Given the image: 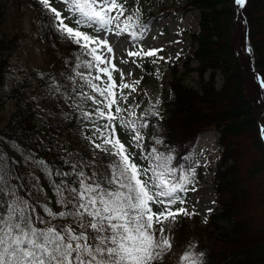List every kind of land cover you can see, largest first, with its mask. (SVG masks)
<instances>
[{"label": "snow or ice", "instance_id": "6c2138e0", "mask_svg": "<svg viewBox=\"0 0 264 264\" xmlns=\"http://www.w3.org/2000/svg\"><path fill=\"white\" fill-rule=\"evenodd\" d=\"M54 2L63 5L62 11L51 0H38L56 33L77 50L66 61L72 65L65 77L68 86L53 77L50 87L76 110L84 126L82 135L94 149L116 159L107 172L97 171L93 162L61 149L65 171L42 158L24 155L14 145L22 159L49 178L55 196L49 203L40 178L20 173L18 161L0 150V264H157L172 247L164 225L194 214L175 206L185 204L183 193L195 190L190 186L196 170L180 163L175 149L159 137L152 147L145 146L153 127L150 118L159 117L160 101L139 113V104L121 106L129 98L124 90L135 92L140 81H125L113 62L114 45L108 37H128L134 49L128 51L130 57L164 59L158 56L163 49H143L150 22L143 19L140 8L129 12L128 0ZM235 2L243 7L246 0ZM247 50L251 52L250 47ZM114 72H120L119 84ZM38 75L44 78L43 73ZM118 128L137 151H130L121 141ZM181 264L202 262L186 252Z\"/></svg>", "mask_w": 264, "mask_h": 264}, {"label": "trees", "instance_id": "16d2710c", "mask_svg": "<svg viewBox=\"0 0 264 264\" xmlns=\"http://www.w3.org/2000/svg\"><path fill=\"white\" fill-rule=\"evenodd\" d=\"M234 3L235 0L187 2V7L197 10L200 15L199 32L191 34L192 56L186 57L183 73L179 68L173 70L170 88L174 97L166 102L163 116L150 118L153 127L148 130L151 135L146 139L150 147L154 138L163 139L166 146L175 149L180 163L195 168L193 152L199 138L211 130L220 134L225 152L215 171L214 186L222 212L220 215L212 214L211 226L198 232L202 264H264V222L260 223L261 215L256 212V209H264V194L257 204H253L248 184V180L257 173L264 174V142L254 110L259 101L264 106V87L251 74L248 75L251 64L247 50L251 48L253 67L264 81V0H246L243 7L236 6L235 10ZM17 4L21 7L27 4L36 9L33 25L34 29L42 25L46 30L42 38L45 55L51 60V65L55 62L64 72V77L70 75L72 65L66 61L73 59L76 47L68 41L62 47L60 36L51 26L49 14L40 7L38 0H21ZM4 7L0 5V34L6 22ZM156 18L152 17V20ZM235 18L238 28L234 35ZM18 41L17 34L0 35V113L15 99L14 109L5 124L0 117V150L18 161L20 173L38 176L49 203H53L54 189L49 178L22 159L21 152L14 145H18L24 155L42 157L52 167L65 171L68 169L63 163L61 149L79 154L85 161L88 158L78 149L79 145L70 138L66 129L59 122L41 116L36 103L25 99L19 89L4 95L11 74L10 56ZM192 73L197 74L199 89L184 82V78ZM144 74L147 78L152 77L147 66ZM218 76L223 77L221 88L216 86ZM247 135L258 151V162L240 174L232 149L236 139ZM157 147L164 150L162 146ZM195 170L199 176L200 169ZM52 179L58 180L59 177ZM28 182L31 183L30 179ZM53 206L60 210L58 205ZM262 217L264 219V212ZM219 220H224L226 225L220 226Z\"/></svg>", "mask_w": 264, "mask_h": 264}, {"label": "rangeland", "instance_id": "374dc122", "mask_svg": "<svg viewBox=\"0 0 264 264\" xmlns=\"http://www.w3.org/2000/svg\"><path fill=\"white\" fill-rule=\"evenodd\" d=\"M18 1L21 0H0V5L6 8V22L2 27L1 34L6 36L17 34L19 36L17 47L10 56L11 74L4 95H10L13 90L19 89L25 99L36 103L41 116L59 122L66 129L67 134L76 141L79 145L78 149L87 156L88 161L98 166L97 171L107 172L108 165L116 158L99 149H94L92 143L82 135L84 126L77 119L76 110L66 105L63 99L50 87L53 77L64 87L68 86V81L64 77V72L54 64L55 62L51 65V60L45 55L46 49L42 38L46 35V30L42 25L39 29H34L33 25V18L35 15L37 16L36 9L27 4H23L21 7L17 4ZM188 1L128 0L129 12L140 8L143 10V18L152 20L153 16L161 14V17L150 23L151 30L143 39L142 46L145 51L163 49L158 53V56L164 59L148 56L130 57L127 53L134 49L128 42V37L115 35L108 37L114 45L113 62L123 72L125 81L130 84L137 80L140 81L135 92L130 89L124 90V94L129 98L127 104L121 102L122 107H134L139 104L140 108L136 109L139 113L159 99L160 103L157 106L159 116H163L166 102L171 101L174 97L170 88V83L173 81V70L179 68L180 73L184 72L185 57L191 56L193 49L190 34L199 30V12L187 7ZM51 2L54 7L62 11L63 5L55 4L54 0ZM40 7L42 8V6ZM66 14L62 12V15ZM234 26L233 28L236 30L238 27L236 24ZM60 43L62 47L68 44L66 40L61 39ZM251 54L248 51L249 62L252 63ZM153 60L156 62L153 63ZM146 66L150 68L152 77L147 78V75L144 74ZM81 71L84 70L81 69ZM38 73H43L44 78H41ZM250 74L255 77L256 71L252 69L248 72V75ZM113 75L119 84L120 72H114ZM184 82L189 87L199 89L196 73L187 75ZM223 82L222 76L216 78L218 88L222 87ZM14 105L15 99L10 101L0 113L3 124L10 118ZM256 107L255 116L258 117L260 123L262 122L263 131L264 106L262 101H259ZM86 134L91 135V132ZM117 135L130 151H137L132 147L130 137L124 135L119 128ZM99 142V140L96 141V143ZM234 144L235 147L232 149L234 161L240 174H244L258 162V151L251 145L248 135L236 139ZM145 146L150 148L147 141H145ZM222 152H225V149L222 147L220 135L216 131L207 132L198 140L194 148L193 166L199 168L201 173L199 177L195 176L194 183L190 186V189L194 188L195 190L183 193L185 204L176 206H183L189 213L194 214L181 215L174 225H171L170 222L164 225L166 235L172 238V247L157 264H181V257L186 252H192L202 262V255L198 250V232L211 226L212 214L220 215L222 212L219 209L218 196L214 186L215 170L219 165ZM248 184L252 193L251 202L257 204L258 199L264 194V174L257 173L253 179L248 180ZM256 212L261 215L260 223H263L264 209H256ZM218 224L226 225L224 220H219ZM156 227H160V225H156ZM169 228L170 231H168Z\"/></svg>", "mask_w": 264, "mask_h": 264}, {"label": "bare ground", "instance_id": "6f19581e", "mask_svg": "<svg viewBox=\"0 0 264 264\" xmlns=\"http://www.w3.org/2000/svg\"><path fill=\"white\" fill-rule=\"evenodd\" d=\"M263 132H264V124H263ZM197 151V150H196Z\"/></svg>", "mask_w": 264, "mask_h": 264}]
</instances>
